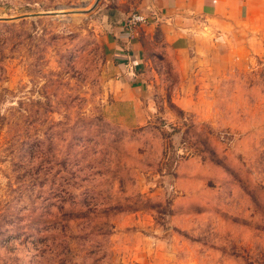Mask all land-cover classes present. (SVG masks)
Here are the masks:
<instances>
[{
    "label": "rangeland",
    "instance_id": "rangeland-1",
    "mask_svg": "<svg viewBox=\"0 0 264 264\" xmlns=\"http://www.w3.org/2000/svg\"><path fill=\"white\" fill-rule=\"evenodd\" d=\"M249 1L185 48L149 33L137 109L106 51L128 4L0 0V264H264V0Z\"/></svg>",
    "mask_w": 264,
    "mask_h": 264
},
{
    "label": "crops",
    "instance_id": "crops-1",
    "mask_svg": "<svg viewBox=\"0 0 264 264\" xmlns=\"http://www.w3.org/2000/svg\"><path fill=\"white\" fill-rule=\"evenodd\" d=\"M129 13L122 15V24L114 27L107 36L106 51L111 60L122 68L123 74L116 80L123 100L133 101L140 108V100L145 96L146 75L143 62L148 34L157 29L165 32V39L177 48H185L189 35L198 33L197 23L210 21L213 29L235 26L249 0H118ZM120 5V4H118ZM247 9V10H248ZM137 12L148 18V23L133 32L124 29V22L130 13ZM206 26L205 23H203ZM202 26V25H201ZM209 28V27H208ZM138 119V118H136Z\"/></svg>",
    "mask_w": 264,
    "mask_h": 264
},
{
    "label": "built area",
    "instance_id": "built-area-1",
    "mask_svg": "<svg viewBox=\"0 0 264 264\" xmlns=\"http://www.w3.org/2000/svg\"><path fill=\"white\" fill-rule=\"evenodd\" d=\"M148 18L140 13H132L124 22V29L133 32L137 27L147 24Z\"/></svg>",
    "mask_w": 264,
    "mask_h": 264
}]
</instances>
